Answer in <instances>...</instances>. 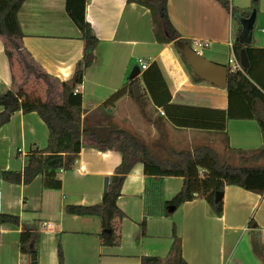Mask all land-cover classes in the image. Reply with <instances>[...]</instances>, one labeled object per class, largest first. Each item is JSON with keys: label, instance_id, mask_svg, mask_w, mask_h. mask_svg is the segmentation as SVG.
<instances>
[{"label": "crops", "instance_id": "0c3cea01", "mask_svg": "<svg viewBox=\"0 0 264 264\" xmlns=\"http://www.w3.org/2000/svg\"><path fill=\"white\" fill-rule=\"evenodd\" d=\"M229 1L246 11L254 0ZM66 3L25 0L18 15L25 49L40 71L59 83L72 80L77 63L85 56L82 33L69 17ZM167 12L182 39L191 43L201 38L211 43L203 57L212 63L228 67L231 43L264 50V0H258L257 11L251 9L236 27L216 0H167ZM85 17L99 42L86 56L90 66L83 83L75 86L82 95L83 125L123 129L151 147L164 138L177 151L207 147L222 155L223 151H254L264 145L256 120L229 119L227 88L194 81L172 43L157 42L149 9L128 0H88ZM139 58L149 64L150 88L143 80L146 71H140L138 77L146 116L137 99L128 96L127 82ZM152 64L156 69H150ZM257 69L264 73L263 56ZM260 79L264 81V76ZM2 86L13 87V71L0 38ZM119 118L129 128L122 127ZM48 139L49 130L35 112H16L0 128V213L18 216L22 222L20 227L0 224V264H31L20 252L23 228L41 232L38 264H59V245L63 264H140L143 256L168 258L175 237L181 240L188 264H263L255 250L258 245L264 249L263 195L225 186L219 217L200 198L186 202L169 216L161 210L153 213L156 204L152 199L158 193L153 184L161 187V201L166 203L180 192L183 179L147 178L142 163L135 164L126 176L117 202L125 215L114 221L119 244L103 245L101 219L68 214L67 207L102 203L107 179L122 162L118 151L83 147L73 169L58 175L59 190L45 188L43 176L29 185L1 179L3 171H22L31 147L44 149ZM198 169L199 173L207 171L206 166Z\"/></svg>", "mask_w": 264, "mask_h": 264}, {"label": "trees", "instance_id": "16d2710c", "mask_svg": "<svg viewBox=\"0 0 264 264\" xmlns=\"http://www.w3.org/2000/svg\"><path fill=\"white\" fill-rule=\"evenodd\" d=\"M25 0H0V38L4 42V51L13 71V87H0V128L8 124L16 112L23 114L37 113L49 130L47 147L40 149L33 145L28 154V164L20 172L3 171L1 179L5 182L17 185H29L37 177H44V186L47 189H61V181L58 175L73 169L83 147L96 148L100 151L115 150L122 156L121 164L116 168L114 175L107 180L102 203L95 206H68L67 213L77 216H96L101 219L103 232L100 237L103 245L117 246L119 238L114 227V221L122 220L125 215L119 209L117 202L122 195L123 182L137 163H142L147 178L178 177L183 179L180 192L170 201L162 203L161 187L153 184L157 195L153 197L156 204L154 212L169 216L172 208H179L186 202L197 198L204 199L208 203L210 212L214 216H221L223 213V199L216 201V196L223 193L225 186H237L246 191L264 196V145L254 151L232 150L227 159L216 151L199 147L194 150L177 151L171 147L164 138H159L157 144L151 147L144 143L139 137L126 130L114 127H88L83 125L84 114L82 95L75 94V88L71 89L67 82L59 83L54 77L44 74L33 60L30 53L23 45L25 37L19 22V12ZM230 14L233 27L239 21L250 14V10L257 11L258 0L253 1V7L243 11L234 7L229 0H216ZM88 0H67L66 9L69 17L82 33V40L85 45V56L76 65L72 79L76 86L83 83L85 71L90 66L86 59L92 53L99 40L95 36L90 24L86 21L85 12ZM128 3H136L150 10L152 17V30L156 40L160 44H171L184 63L187 73L192 75L196 82H204L194 74L191 66L185 60L179 43L191 46V43L180 37L173 27L167 12V0H128ZM245 49L248 55L250 66L242 72H229L227 91L229 98V119H252L260 126L264 137V76L257 68L261 56L264 57V50L245 48L235 42L233 52L237 58L240 51ZM15 62L24 65L26 71L35 75L38 79L49 85V92L52 83L58 84L61 88L59 102L52 103L43 101L40 98H32L26 94L17 82L15 73ZM156 69L152 64L151 68ZM149 71V70H148ZM148 71L143 74V80L148 84ZM261 76L259 77V73ZM15 73V74H14ZM157 75L158 72H157ZM140 81L138 78L128 81V96L133 100V85ZM150 88V84H148ZM150 91V89H149ZM152 93V91H150ZM117 94L115 97H120ZM137 99L138 103L141 102ZM153 99L156 98L153 96ZM167 101L164 102H168ZM162 106L165 103H157ZM144 116L146 112L141 107ZM20 154V152H18ZM206 166L207 171L201 175L198 168ZM160 183V181H159ZM147 214L152 212L146 211ZM21 220L18 216L1 214L0 224H11L20 227ZM39 230L31 231L23 228L20 236V252L30 258L33 251L36 252L40 240ZM33 246V247H32ZM264 264V249L261 246L255 247ZM59 264H63V251L58 246ZM140 264H188L182 256L181 240L175 237V243L168 258L143 256Z\"/></svg>", "mask_w": 264, "mask_h": 264}, {"label": "water", "instance_id": "95a60500", "mask_svg": "<svg viewBox=\"0 0 264 264\" xmlns=\"http://www.w3.org/2000/svg\"><path fill=\"white\" fill-rule=\"evenodd\" d=\"M242 43H247L246 40H241ZM179 49L181 50L185 60L188 62V64L191 66L194 73L202 80L211 83L217 87L226 89L227 83H228V76L229 71L227 66L218 65L215 63H212L204 57H200L196 55L188 45L184 43L178 44ZM240 63L244 69H248L250 66V62L248 59V55L245 49H242L240 51L239 56ZM140 69L139 67H134L130 76L129 80L133 81L134 79L138 78L140 76ZM68 85L71 89H74L76 86V81L72 79ZM133 94L135 99L141 98V90L138 83H135L133 85ZM107 186V184H106ZM223 198V193H219L216 196V201H219ZM172 211L175 210V208L171 209ZM33 247V246H32ZM30 263L31 264H38L37 261V252L33 251V253L30 256Z\"/></svg>", "mask_w": 264, "mask_h": 264}, {"label": "rangeland", "instance_id": "374dc122", "mask_svg": "<svg viewBox=\"0 0 264 264\" xmlns=\"http://www.w3.org/2000/svg\"><path fill=\"white\" fill-rule=\"evenodd\" d=\"M15 73L17 82L22 87V90L28 94L32 98H40L43 101H50L52 103L59 102V96L61 93V88L57 85L52 83V88L49 90V85L43 81L38 79L35 75L30 74L26 71V68L24 65H20L18 62H15ZM145 97L142 98L141 102L138 103L140 106H143L145 108ZM120 122V125L125 128H129V125L127 122H125L123 119H118ZM231 154L229 152L223 151L222 157H226V159ZM264 163V162H262ZM27 259H29L27 257Z\"/></svg>", "mask_w": 264, "mask_h": 264}, {"label": "built area", "instance_id": "2783aa9c", "mask_svg": "<svg viewBox=\"0 0 264 264\" xmlns=\"http://www.w3.org/2000/svg\"><path fill=\"white\" fill-rule=\"evenodd\" d=\"M211 43L205 39H201V38H194L191 41V46L190 49L198 56L203 57L204 52L210 47ZM232 47H233V43H231ZM138 67L140 69L141 72H144L148 69L149 64L147 63V61H145L144 59H138L137 61ZM244 70V68L242 67L239 59L236 57V55L233 54L231 55V57L229 58L228 61V71L231 73H236V72H242ZM78 93V90H75V94ZM163 114V112H162ZM200 174L203 175L204 171H200ZM264 238V237H263Z\"/></svg>", "mask_w": 264, "mask_h": 264}]
</instances>
